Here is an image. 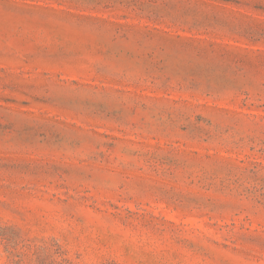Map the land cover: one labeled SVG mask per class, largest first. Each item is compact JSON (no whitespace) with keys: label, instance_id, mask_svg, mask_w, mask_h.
Segmentation results:
<instances>
[{"label":"rangeland","instance_id":"rangeland-1","mask_svg":"<svg viewBox=\"0 0 264 264\" xmlns=\"http://www.w3.org/2000/svg\"><path fill=\"white\" fill-rule=\"evenodd\" d=\"M0 264H264V0H0Z\"/></svg>","mask_w":264,"mask_h":264}]
</instances>
